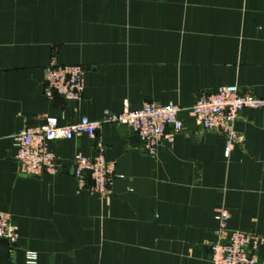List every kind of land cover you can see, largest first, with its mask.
Instances as JSON below:
<instances>
[{
    "label": "crops",
    "instance_id": "1",
    "mask_svg": "<svg viewBox=\"0 0 264 264\" xmlns=\"http://www.w3.org/2000/svg\"><path fill=\"white\" fill-rule=\"evenodd\" d=\"M84 68L81 101L44 94L51 56ZM236 84L264 98V0H0V211L19 239L0 264H211L216 210L228 227L264 237V110H242L241 141L200 129L189 106ZM177 104L182 130L146 155L126 125L104 121L49 145L59 170L27 176L14 134L45 115L61 124ZM97 144L115 163L111 194L79 189L72 160ZM264 264V242L258 248Z\"/></svg>",
    "mask_w": 264,
    "mask_h": 264
},
{
    "label": "built area",
    "instance_id": "2",
    "mask_svg": "<svg viewBox=\"0 0 264 264\" xmlns=\"http://www.w3.org/2000/svg\"><path fill=\"white\" fill-rule=\"evenodd\" d=\"M85 89L84 68L80 64L60 63L51 56L46 67L44 94L51 99L55 95L65 101L78 102ZM181 107L177 104H161L145 101L136 110L127 106L120 113H104L103 120H90L82 116L71 123L61 124L57 116L43 117L39 126H25L14 134L15 159L20 173L27 176L56 173L60 166L49 145L59 139L85 136L96 140L97 130L104 121H113L128 126L136 135L144 153L155 157L163 141L172 142L183 124L179 119ZM244 109L264 110V98L242 91L238 85L229 84L212 91L199 93L189 106V114L196 125L219 134L224 140V157L228 159L241 137L236 130L239 113ZM92 156L76 155L72 160L73 174L79 189H88L92 194L107 198L116 177L115 163L108 160L103 147L97 144ZM217 227L209 247L211 264H260L259 246L264 237L252 232L228 227L230 213L219 207L215 213ZM0 239L6 240L9 249L16 246L19 234L8 213L0 211ZM25 264H37L34 251H27Z\"/></svg>",
    "mask_w": 264,
    "mask_h": 264
},
{
    "label": "water",
    "instance_id": "3",
    "mask_svg": "<svg viewBox=\"0 0 264 264\" xmlns=\"http://www.w3.org/2000/svg\"><path fill=\"white\" fill-rule=\"evenodd\" d=\"M9 245L6 240L0 239V253L7 255L9 253Z\"/></svg>",
    "mask_w": 264,
    "mask_h": 264
}]
</instances>
